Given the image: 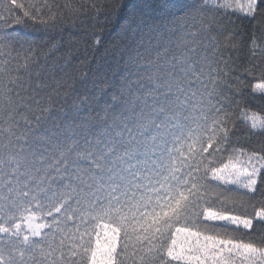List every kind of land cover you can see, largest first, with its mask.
Returning <instances> with one entry per match:
<instances>
[{
  "label": "snow or ice",
  "instance_id": "obj_1",
  "mask_svg": "<svg viewBox=\"0 0 264 264\" xmlns=\"http://www.w3.org/2000/svg\"><path fill=\"white\" fill-rule=\"evenodd\" d=\"M255 101L264 0H0V264H264Z\"/></svg>",
  "mask_w": 264,
  "mask_h": 264
},
{
  "label": "trees",
  "instance_id": "obj_2",
  "mask_svg": "<svg viewBox=\"0 0 264 264\" xmlns=\"http://www.w3.org/2000/svg\"><path fill=\"white\" fill-rule=\"evenodd\" d=\"M242 23L248 32L252 31L253 25L250 22L243 21ZM114 39H116V31L115 30H107L104 34V40H105L104 45L101 46L100 50L95 53L96 58L98 60H100L101 62H103L104 58L110 59V55H108L106 57L105 48H108L109 52H110L111 51V42ZM170 46L172 48H175V43L173 42ZM251 107L254 108L255 110L259 111L260 109H264V102L255 101L251 104ZM240 144L244 145L249 150H251L253 148H258L261 145H264V137H261L258 135H253V136L246 138L244 135L241 134L240 135Z\"/></svg>",
  "mask_w": 264,
  "mask_h": 264
}]
</instances>
